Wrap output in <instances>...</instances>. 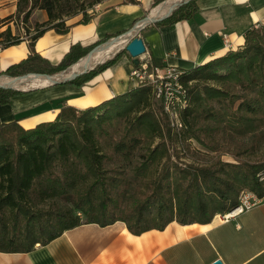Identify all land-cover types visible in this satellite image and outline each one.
Returning <instances> with one entry per match:
<instances>
[{"label": "trees", "instance_id": "16d2710c", "mask_svg": "<svg viewBox=\"0 0 264 264\" xmlns=\"http://www.w3.org/2000/svg\"><path fill=\"white\" fill-rule=\"evenodd\" d=\"M101 1L17 0L16 13L0 18L1 49L25 36L13 31L11 20L27 22L36 9H45L48 19L35 21L30 53L1 73L62 71L99 42L122 33L90 47L73 44L56 64L35 49L46 30L70 29L74 23H67V15L81 10L76 23L89 21L87 10ZM196 6L189 0L156 23L189 18ZM122 53L128 51L65 82L84 85ZM182 79L190 103L181 112V128L161 115L147 84L84 108L64 104L54 119L30 128L19 117L3 122L0 250H31L83 222L123 220L134 233L163 229L173 220L209 222L238 205L245 189L263 197L264 24L248 29L240 46L183 70ZM24 92L0 87V103ZM191 140L206 149H192L205 159H186Z\"/></svg>", "mask_w": 264, "mask_h": 264}, {"label": "crops", "instance_id": "0c3cea01", "mask_svg": "<svg viewBox=\"0 0 264 264\" xmlns=\"http://www.w3.org/2000/svg\"><path fill=\"white\" fill-rule=\"evenodd\" d=\"M154 0H103L89 10L87 22L74 23L61 33L48 29L35 49L58 63L73 44L90 47L107 35L127 31L147 13ZM189 18L162 25L157 21L140 32L146 51L140 62L151 60L187 70L240 46L248 29L264 24V0H195ZM17 0H0V18L15 14ZM30 19H48L36 9ZM14 31V20L10 21ZM3 25L2 28L6 27ZM227 34V39L225 38ZM0 50V70L30 53L29 39ZM136 66L128 53L89 79L84 85L57 83L32 85L9 103H0V125L19 117L25 128L54 119L64 104L84 108L102 103L136 86L130 78ZM264 264V196L249 209L223 220L217 213L209 222H169L163 229L134 233L123 220L101 225L83 222L45 244L28 251L0 250V264Z\"/></svg>", "mask_w": 264, "mask_h": 264}, {"label": "built area", "instance_id": "2783aa9c", "mask_svg": "<svg viewBox=\"0 0 264 264\" xmlns=\"http://www.w3.org/2000/svg\"><path fill=\"white\" fill-rule=\"evenodd\" d=\"M225 38L227 39V34H225ZM182 74L183 69L173 65L159 64L151 60L140 62V64L134 66L130 71V78L136 85H151L155 99L161 102L171 125L175 128L183 126L181 112L190 103L188 87L182 79ZM260 198L253 191H243L240 195L239 204L230 211L221 213V218L229 220L235 214L249 209L258 203Z\"/></svg>", "mask_w": 264, "mask_h": 264}, {"label": "water", "instance_id": "95a60500", "mask_svg": "<svg viewBox=\"0 0 264 264\" xmlns=\"http://www.w3.org/2000/svg\"><path fill=\"white\" fill-rule=\"evenodd\" d=\"M188 1L189 0L181 1V3L178 2L177 4H175L172 7V9L168 13H166L163 16L158 17V18H154V19L153 18H149L148 14H147L146 16H144L143 18H141L140 20H138L127 31H124V32H122V33H120L118 35L112 36V38H109V39H107L106 41H104L102 43L99 42V44H97L96 46H94L86 55L82 56L81 58H83L85 56H90L98 47H100V46H106V45L112 43V41H114L116 38H118L122 34H126V35H127V33L129 34L137 25H139V30L135 34H133V35L130 36L129 41L127 42V44L123 48L126 49L128 51V53L132 56L133 62L136 65L140 64V59L139 58L146 51V44H145V41H144L143 37L140 36V34H138L139 31L142 30L146 25H148V24H150L152 22L161 20V19L169 16L170 14H172V12L178 6H181V4H183L185 2H188ZM146 18H148V20ZM117 52H119V51H117ZM107 59L98 61L94 65H92V67L85 68V69H83L81 71H78V72H70V71L66 72V69H64L63 71L56 72V73H46V71L45 72H28V73L20 74V75H17V76H11V77H13V78L19 77L21 79L24 78L26 80L27 79H32V78H42L45 81H47V83H45V84H57V83H62V82H65V81H69V80L75 78L76 76H78V75H80L82 73H85V72L89 71L90 69H92L93 67H95L98 63H102V62H104ZM79 60H77L76 62H78ZM72 66L73 65H70L68 68H70ZM61 74H64V75L63 76H60ZM0 87L14 88V89H19V90H26V89H29L30 88V87H28V88H22V87H18L16 85L13 86L11 84H5V83L4 84H0ZM211 264H224V262L220 258H218V259H215Z\"/></svg>", "mask_w": 264, "mask_h": 264}, {"label": "bare ground", "instance_id": "6f19581e", "mask_svg": "<svg viewBox=\"0 0 264 264\" xmlns=\"http://www.w3.org/2000/svg\"><path fill=\"white\" fill-rule=\"evenodd\" d=\"M178 2L181 3V0H164L163 2L156 5L151 11L149 12L148 16L149 18H158L163 16L164 14L168 13L172 7L177 4ZM148 20V18H146ZM146 20V21H147ZM139 30V25H137L129 34H122L118 38H116L112 43L106 45V46H100L98 47L90 56H85L81 58L78 62L74 63L72 67H70V72H78L85 68H90L92 65H94L96 62L107 59L108 57H111L113 53H116L118 50L122 49L127 42L129 41V38L131 35L134 34V32H137ZM64 74H61L60 76H63ZM11 84L16 85L18 87L22 88H28L32 85H41L47 83L42 78H32V79H21L19 77L13 78L11 76H0V84Z\"/></svg>", "mask_w": 264, "mask_h": 264}, {"label": "rangeland", "instance_id": "374dc122", "mask_svg": "<svg viewBox=\"0 0 264 264\" xmlns=\"http://www.w3.org/2000/svg\"><path fill=\"white\" fill-rule=\"evenodd\" d=\"M181 1H184V0H181ZM161 2H163V0H154L152 3H151V5L147 8L148 10H147V13H146V15L147 14H149V12L151 11V9H153L156 5H158L159 3H161ZM97 4V3H96ZM95 5V4H94ZM93 5V6H94ZM92 6V7H93ZM145 15V16H146ZM67 17V20H77V19H79V18H81L82 17V13H81V10H78V12L76 13V14H69V15H67L66 16ZM35 21H39V20H37L36 18H34L33 20L32 19H29L27 22H22L21 20H14V24H15V27H14V32H16V33H21V34H23V35H25V36H29V35H31V33H34V31L36 30V27H35ZM153 23V22H152ZM27 33H26V32ZM140 32H141V30L139 31V33L138 34H140ZM136 32H134V34H135ZM122 49H124V48H122ZM122 49H120V50H118V51H121ZM116 53H114V54H112L111 55V57H113L114 55H115ZM111 57H109V58H111ZM108 58V59H109ZM98 64H100V63H98ZM98 64L96 65V66H98ZM70 69L68 68H66V72H68ZM3 70H0V76H12V75H9V74H5V73H1ZM63 71V70H62ZM58 72H60V71H58ZM54 73H56V72H54ZM15 76H17V75H15ZM31 87V86H30ZM153 100L155 101V105H157L158 106V110L159 111H161L160 113H161V115H165V111H164V109H163V106H162V104H161V102L160 101H158V100H156L155 98H153ZM189 145H191V148H190V150H189V152H188V154H189V156L188 157H186V156H184V157H186V159H188V160H192V158H194V159H202V158H206V157H204L203 156V154H199V153H197V152H195V150H192V149H194V148H197V149H202V151H206V149H204V147L203 146H201L198 142H196L195 140H191V143L189 144ZM224 149V147H221V149L219 150V151H222ZM263 153V152H262ZM229 153L228 152H226V156L228 157L229 155H228ZM190 156H192V158L190 157ZM181 160V159H180ZM247 189H245V190H243V191H246ZM242 191V192H243ZM248 191H250V190H248Z\"/></svg>", "mask_w": 264, "mask_h": 264}]
</instances>
